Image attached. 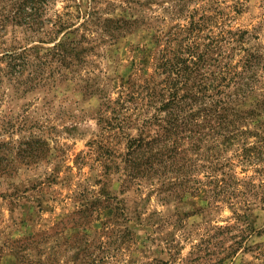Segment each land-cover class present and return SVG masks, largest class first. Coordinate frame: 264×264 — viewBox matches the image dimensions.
I'll use <instances>...</instances> for the list:
<instances>
[{
	"label": "rangeland",
	"instance_id": "obj_1",
	"mask_svg": "<svg viewBox=\"0 0 264 264\" xmlns=\"http://www.w3.org/2000/svg\"><path fill=\"white\" fill-rule=\"evenodd\" d=\"M192 22L250 31L264 64V0H0V264H264V69L232 143L127 170L154 57Z\"/></svg>",
	"mask_w": 264,
	"mask_h": 264
},
{
	"label": "trees",
	"instance_id": "obj_2",
	"mask_svg": "<svg viewBox=\"0 0 264 264\" xmlns=\"http://www.w3.org/2000/svg\"><path fill=\"white\" fill-rule=\"evenodd\" d=\"M193 25L185 36L166 35L165 46L154 57L155 79L150 77L142 85L143 106L152 108L153 114L128 143L127 170L132 167L134 176L153 171L167 176L187 168L190 160L183 143L206 139L232 143L238 135L230 128L255 113L241 107L258 70L264 69L259 52L246 46L254 35L225 29L223 36L216 37L213 28L202 35ZM64 47L59 44L53 56L62 62L68 50Z\"/></svg>",
	"mask_w": 264,
	"mask_h": 264
}]
</instances>
